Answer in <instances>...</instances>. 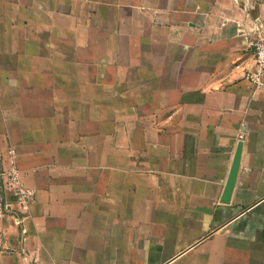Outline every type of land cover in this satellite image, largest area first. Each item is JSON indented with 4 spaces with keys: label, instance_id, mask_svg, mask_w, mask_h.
Instances as JSON below:
<instances>
[{
    "label": "crops",
    "instance_id": "obj_1",
    "mask_svg": "<svg viewBox=\"0 0 264 264\" xmlns=\"http://www.w3.org/2000/svg\"><path fill=\"white\" fill-rule=\"evenodd\" d=\"M256 29L264 0H0V168L35 192L0 264H264Z\"/></svg>",
    "mask_w": 264,
    "mask_h": 264
},
{
    "label": "built area",
    "instance_id": "obj_2",
    "mask_svg": "<svg viewBox=\"0 0 264 264\" xmlns=\"http://www.w3.org/2000/svg\"><path fill=\"white\" fill-rule=\"evenodd\" d=\"M255 37L249 43L252 49L254 64L245 73V80L256 90L264 88V34L260 29L255 30ZM10 166L0 168V220L6 216V195L10 192L16 203L22 209H28L35 200V192L28 189L22 182L20 171L15 159V152H10Z\"/></svg>",
    "mask_w": 264,
    "mask_h": 264
},
{
    "label": "water",
    "instance_id": "obj_3",
    "mask_svg": "<svg viewBox=\"0 0 264 264\" xmlns=\"http://www.w3.org/2000/svg\"><path fill=\"white\" fill-rule=\"evenodd\" d=\"M242 151H243V142H240L238 144L237 151L231 167V171L225 185V190L222 197V203L228 204L232 199L233 192L237 183V178L239 175Z\"/></svg>",
    "mask_w": 264,
    "mask_h": 264
}]
</instances>
